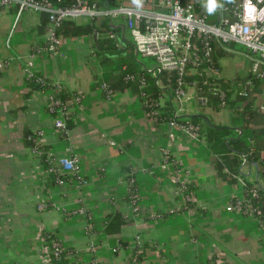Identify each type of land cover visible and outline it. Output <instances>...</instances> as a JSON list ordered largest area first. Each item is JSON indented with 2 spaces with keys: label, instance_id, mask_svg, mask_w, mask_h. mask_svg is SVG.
Returning <instances> with one entry per match:
<instances>
[{
  "label": "crops",
  "instance_id": "crops-1",
  "mask_svg": "<svg viewBox=\"0 0 264 264\" xmlns=\"http://www.w3.org/2000/svg\"><path fill=\"white\" fill-rule=\"evenodd\" d=\"M15 19L14 7H0V264H53L52 238L71 253L69 264H264V225L231 208L233 199L243 198L245 184L264 194L263 84L249 90V101L231 95L235 115L228 105L215 109L205 97H198L204 104H188L187 116L219 126H232V115L238 120L251 109L252 115L236 123V134L243 126L255 132L249 145L258 157L241 167L243 155L238 156L233 172L224 160L232 154L213 152L204 126L195 140L177 125L153 121L139 86L121 79L126 66L121 71L102 67L96 54L101 24L65 22L53 56L41 51L48 38L44 16L23 12ZM113 30L119 55L125 58L130 46L132 74L140 72L142 62L122 38L125 32ZM220 48L225 52L215 54L220 84L249 79L248 52L229 79L219 59L235 50ZM92 57L98 58V75L89 67ZM26 71L61 86L58 98L66 111L67 134L54 128L56 116L47 108L51 91L31 90ZM39 131L42 137L36 136ZM68 146L79 159L81 182L72 177L54 181L48 171L56 159L66 157ZM129 174L137 211L130 204ZM90 240L93 255L86 252Z\"/></svg>",
  "mask_w": 264,
  "mask_h": 264
},
{
  "label": "built area",
  "instance_id": "built-area-1",
  "mask_svg": "<svg viewBox=\"0 0 264 264\" xmlns=\"http://www.w3.org/2000/svg\"><path fill=\"white\" fill-rule=\"evenodd\" d=\"M206 2L207 0H139L137 3L130 0L108 6L96 0H71L70 6L56 7L50 0H0V7H14L16 21L23 12L44 15L48 24V38L41 51L53 56L57 55L60 45L58 30L66 21L86 19L93 24L106 23L116 29L120 28L123 33L127 31L136 55L151 64L141 65L138 79L135 74L128 73L124 76V81L130 83L137 80L141 90L151 82L153 88L160 92L161 95L156 100L146 92H140V100L148 116L157 122L160 120L158 109L165 107L166 99L170 102L174 119L187 116L188 104L202 97L199 94L203 91L217 98L220 107H226V94L220 87L221 75L216 65L214 44L224 50L232 45H239L250 56V78L234 84L233 94L246 97L256 83L264 85V0H217V8L211 14L206 10ZM108 35L115 37L112 31ZM124 37L122 34V38ZM33 75L26 71V81ZM45 84L44 90L51 91L47 108L56 116L54 128L59 133L67 134L66 111L58 98L61 86L54 82ZM101 89L110 93L105 84ZM260 110L264 111V108ZM174 119L161 122L177 125L193 139H200V126L189 121L177 124ZM43 135L40 131L36 133L37 137ZM30 140L35 143L37 139L32 137ZM66 152V157L56 159V165L48 171L67 175L81 182L78 176L79 159L69 146ZM165 159L167 160L166 157ZM248 164V157L243 155L240 166ZM128 183L130 204L137 211V194L132 174L128 176ZM185 190L181 185L179 193L183 195ZM183 197L186 202L190 201L189 196ZM256 197L257 189L251 192L250 198L237 199L231 208L252 215L255 209L251 199ZM86 230L91 236L93 228L89 223ZM137 245H140L139 241ZM86 252L94 254L92 240ZM70 254L57 239L50 240V257L58 260L63 255L68 260ZM91 264L97 263L92 260Z\"/></svg>",
  "mask_w": 264,
  "mask_h": 264
},
{
  "label": "trees",
  "instance_id": "trees-1",
  "mask_svg": "<svg viewBox=\"0 0 264 264\" xmlns=\"http://www.w3.org/2000/svg\"><path fill=\"white\" fill-rule=\"evenodd\" d=\"M50 1L56 7H67L71 5V0H50ZM96 1H99V3H105L108 6H115L116 4H118L116 3L115 0H96ZM44 18L46 20L45 16ZM113 29L114 28H112L111 25L106 24V23H101V27L96 30V33L98 34L97 38H99L97 43H98V46L100 47V50L96 51V54L101 56L100 60L103 65L102 67L104 68L108 67L109 71H119V70L121 71V68L123 66H126V72H122V75H121V79H122V77L124 78L126 74L133 73L134 68H132V60L128 61L125 58L121 57V55H119L120 51L118 50V46H117L118 42L116 40V37H110L108 35V32L110 31L116 32V30H113ZM117 30H120V28ZM60 31H61V27L58 30V35ZM217 53L219 57L225 55V52H223V50L220 47H217V44H214V56L215 54L217 55ZM135 75L138 79V77L141 75V71L137 72ZM39 80L44 82V84H42V82H40ZM45 83H49V81L42 79L37 74H34L33 77L27 81V84L29 85L31 90L44 89L46 88ZM236 83L237 82L234 81L233 86ZM125 84L135 85V86L139 85L137 80L134 82H130V83L126 82ZM220 87L225 91V94H226V106L228 105L232 109L233 115H235L238 109L235 108L236 102L231 101V95L233 94L232 85H230V83L228 82H223L220 84ZM142 91L146 92L148 95H150L151 98L155 100L159 98V96L161 95L160 92H158L155 88H153V86L149 82H148V86L145 89H142L139 91V95H140V92ZM199 95L202 97H205L208 103H210L213 107H215V109L220 107V103L217 100V98L212 97L210 94L206 93L205 91H203ZM251 95H252L251 91H248L246 97H239L237 94H235V96L239 97L240 99L242 100L248 99V101L249 99H251L252 97ZM164 104H165L164 108L158 109L160 120L157 121V123H163L161 121H169V120L174 119L172 115V108L170 106L169 100L166 99ZM245 110L246 111L240 114L241 117L238 118V120L236 117L232 115L231 121L234 122L232 126L212 125L208 121H205L202 117L200 118V117H194V116H184V117L174 119V120L177 122V124H181L186 121H189L192 124L200 126V138L203 135V130H202L201 125L204 126L206 130L204 136L206 138L207 145L215 153L221 151L220 153H224V154L229 153L230 155L232 154L231 157H225L224 160H225L226 165L229 168H231L233 172H235L239 165L238 156L246 155L249 160H254V159H257L258 157L257 155L254 154V152L251 151V147L249 145V141L253 138V136L255 135V132L248 131L247 127L243 126L242 133L238 136L236 134L237 133L236 126L238 124L237 122L238 121L241 122L242 117L244 118L246 114L252 115V111L249 107H247ZM35 148L37 150L43 149V147H35ZM50 175L52 179H54V181H65L68 178H70V176L59 175L56 172L55 173L51 172ZM243 188H244L243 197H247V198L248 197L250 198L251 192L257 189V197L251 199L252 206L255 209V213L252 214L251 216L255 218H259L260 222L263 224L264 222V194H263V191L259 188L252 187V185H249V184H245ZM236 200L237 199H233L231 201L232 202L231 205H234ZM242 214L247 215V216L249 215L246 213H242ZM50 259L53 264H67L68 262V260L63 255L58 260L52 257H50Z\"/></svg>",
  "mask_w": 264,
  "mask_h": 264
},
{
  "label": "rangeland",
  "instance_id": "rangeland-1",
  "mask_svg": "<svg viewBox=\"0 0 264 264\" xmlns=\"http://www.w3.org/2000/svg\"><path fill=\"white\" fill-rule=\"evenodd\" d=\"M125 37L128 40V42L131 43V38L128 34V32H125ZM233 50H235V53L233 54H229L227 56H224L222 58L219 59V65L222 68L223 71H221L223 73V75L229 79H234V75H235V70L236 68L240 65L246 62L245 60V49L239 45H232L231 46ZM123 48H121L120 50H122ZM131 47L129 46L127 49V54L125 55V59L126 60H132L131 59ZM138 59L142 62V64L145 65H150L151 62L143 59L141 57L138 56ZM235 95V93H234Z\"/></svg>",
  "mask_w": 264,
  "mask_h": 264
},
{
  "label": "water",
  "instance_id": "water-1",
  "mask_svg": "<svg viewBox=\"0 0 264 264\" xmlns=\"http://www.w3.org/2000/svg\"><path fill=\"white\" fill-rule=\"evenodd\" d=\"M88 64H89V67L91 68L92 70V73L94 75H98L100 74L101 70H100V67H99V61H98V58L97 57H92L88 60ZM205 99L204 98H196L195 99V104L196 105H200V104H204L205 103ZM194 117H200V116H194ZM64 136V135H63Z\"/></svg>",
  "mask_w": 264,
  "mask_h": 264
},
{
  "label": "clouds",
  "instance_id": "clouds-1",
  "mask_svg": "<svg viewBox=\"0 0 264 264\" xmlns=\"http://www.w3.org/2000/svg\"><path fill=\"white\" fill-rule=\"evenodd\" d=\"M135 2L138 3L139 0H135ZM205 7L208 13H213L217 8V0H207Z\"/></svg>",
  "mask_w": 264,
  "mask_h": 264
}]
</instances>
